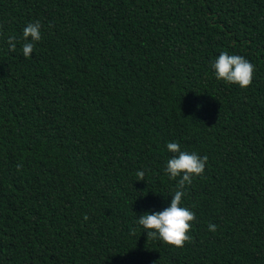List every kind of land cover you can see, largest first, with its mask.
Wrapping results in <instances>:
<instances>
[{"label": "trees", "instance_id": "trees-1", "mask_svg": "<svg viewBox=\"0 0 264 264\" xmlns=\"http://www.w3.org/2000/svg\"><path fill=\"white\" fill-rule=\"evenodd\" d=\"M172 141L208 157L180 248L136 223L171 200ZM0 264H264V0H0Z\"/></svg>", "mask_w": 264, "mask_h": 264}, {"label": "clouds", "instance_id": "clouds-1", "mask_svg": "<svg viewBox=\"0 0 264 264\" xmlns=\"http://www.w3.org/2000/svg\"><path fill=\"white\" fill-rule=\"evenodd\" d=\"M21 51L30 57L36 44L42 39V25L39 20L27 23L22 30ZM8 51H16L17 40L9 36L5 41ZM213 74L218 81L247 88L254 76L255 66L244 56L221 52L211 63ZM199 107V106H198ZM166 150L172 155L166 160L164 172L170 180L176 181L171 200L159 211L149 210L137 216L136 223L144 229L147 238L159 239L165 244L180 248L190 239L189 232L196 213L185 206L186 188L193 180L203 175L208 163L207 155L183 149L176 141L167 142ZM137 181H144V170L136 173ZM207 228L215 232L217 226L209 223Z\"/></svg>", "mask_w": 264, "mask_h": 264}]
</instances>
